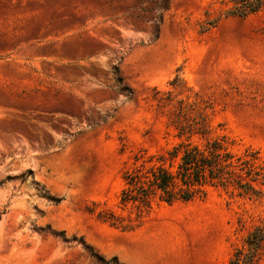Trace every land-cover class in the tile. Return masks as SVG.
Returning a JSON list of instances; mask_svg holds the SVG:
<instances>
[{"label":"rangeland","instance_id":"374dc122","mask_svg":"<svg viewBox=\"0 0 264 264\" xmlns=\"http://www.w3.org/2000/svg\"><path fill=\"white\" fill-rule=\"evenodd\" d=\"M223 1L0 0V264H230L264 196L212 187L125 232L87 210L129 216L134 155L179 143L166 97L264 167V13L203 32Z\"/></svg>","mask_w":264,"mask_h":264},{"label":"trees","instance_id":"16d2710c","mask_svg":"<svg viewBox=\"0 0 264 264\" xmlns=\"http://www.w3.org/2000/svg\"><path fill=\"white\" fill-rule=\"evenodd\" d=\"M162 5L168 11L170 0H162ZM221 5L224 7L217 16L202 26L203 32L230 18L245 20L264 13V0H225ZM173 104V100L166 97L163 106L169 107L168 126L175 131L179 143L158 155L138 151L132 166L123 173L124 187L118 208L122 213L130 211L129 216L111 208L99 209L96 203L88 207L90 215L125 232L138 227L154 205L190 203L204 198L212 187L232 188L245 196H264L263 191L254 186L255 182L264 186V167H255L258 153L247 150L242 156L234 154L225 136L212 137L204 110L183 100ZM263 250L264 219L247 236L244 247L236 250L230 264H257Z\"/></svg>","mask_w":264,"mask_h":264}]
</instances>
